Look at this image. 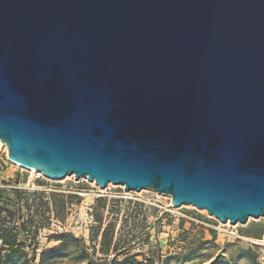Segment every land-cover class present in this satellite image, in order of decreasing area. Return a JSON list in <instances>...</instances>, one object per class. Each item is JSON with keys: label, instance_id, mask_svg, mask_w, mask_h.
I'll list each match as a JSON object with an SVG mask.
<instances>
[{"label": "water", "instance_id": "95a60500", "mask_svg": "<svg viewBox=\"0 0 264 264\" xmlns=\"http://www.w3.org/2000/svg\"><path fill=\"white\" fill-rule=\"evenodd\" d=\"M9 160L264 217V0H0Z\"/></svg>", "mask_w": 264, "mask_h": 264}, {"label": "rangeland", "instance_id": "374dc122", "mask_svg": "<svg viewBox=\"0 0 264 264\" xmlns=\"http://www.w3.org/2000/svg\"><path fill=\"white\" fill-rule=\"evenodd\" d=\"M0 237L20 250L0 264H264L263 216L227 225L153 190L33 177L2 147Z\"/></svg>", "mask_w": 264, "mask_h": 264}, {"label": "bare ground", "instance_id": "6f19581e", "mask_svg": "<svg viewBox=\"0 0 264 264\" xmlns=\"http://www.w3.org/2000/svg\"><path fill=\"white\" fill-rule=\"evenodd\" d=\"M0 147H2L4 150H6V152L8 153V150H7V146L4 142L0 141ZM9 159V158H8ZM11 161V160H10ZM13 162V161H11ZM14 165H16L17 163L13 162ZM18 166L20 164H17ZM22 168H26V170L30 171L32 173V176L35 177L37 174H39V176H44V177H47L44 173L40 172V171H37V170H34V169H31V168H28V167H24L22 165H20ZM74 175V174H73ZM73 175H70V176H67V178H72ZM75 176V175H74ZM48 179L50 180H58V179H54V178H50V177H47ZM65 179V178H64ZM63 180V179H62ZM59 181V180H58ZM92 183L96 184L95 181H91ZM112 183H109L108 185L110 186ZM121 187H123L122 185H120ZM152 191V190H151ZM168 196V195H167ZM170 199L171 196H168ZM219 220V219H218ZM224 224H227V225H230V221L228 220L227 222H224Z\"/></svg>", "mask_w": 264, "mask_h": 264}, {"label": "trees", "instance_id": "16d2710c", "mask_svg": "<svg viewBox=\"0 0 264 264\" xmlns=\"http://www.w3.org/2000/svg\"><path fill=\"white\" fill-rule=\"evenodd\" d=\"M8 248L9 250V258H11V257H13L14 255H16L17 253H19V251L20 250H17V249H15V246L14 245H11V244H7V242H6V244L4 245V247H2V248H0V249H3V248ZM51 251V250H50ZM49 251V252H50ZM24 253V252H23ZM46 254V252H44V253H42V256H44ZM24 255H26V253H24ZM44 264V263H43Z\"/></svg>", "mask_w": 264, "mask_h": 264}, {"label": "built area", "instance_id": "2783aa9c", "mask_svg": "<svg viewBox=\"0 0 264 264\" xmlns=\"http://www.w3.org/2000/svg\"><path fill=\"white\" fill-rule=\"evenodd\" d=\"M3 246V239L0 237V247Z\"/></svg>", "mask_w": 264, "mask_h": 264}]
</instances>
